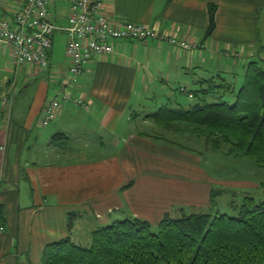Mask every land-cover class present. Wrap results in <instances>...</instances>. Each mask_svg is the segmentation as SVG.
I'll return each instance as SVG.
<instances>
[{
	"label": "crops",
	"instance_id": "obj_1",
	"mask_svg": "<svg viewBox=\"0 0 264 264\" xmlns=\"http://www.w3.org/2000/svg\"><path fill=\"white\" fill-rule=\"evenodd\" d=\"M97 1L112 21L145 26L194 48L179 50L159 40L115 42L114 53L94 57L71 88L89 109L63 104L56 121L43 128V109L68 72L53 61L56 40L67 44L61 29L69 3L50 0L57 30L47 70L25 66L14 72L11 48L0 44V94L13 86L16 93L9 117L0 108V264H41L44 248L68 236L72 213L77 220L71 241L80 245L83 239L85 246L93 230L120 218L156 226L175 209L210 208L214 182L200 157L143 137L147 133L139 128L151 123L144 119L152 114L147 103L179 105L174 85L193 94L190 80L199 89L201 81L220 76L230 59L247 65L255 54L249 50L260 43L264 0ZM22 5L0 0V17L11 20ZM212 5L215 29L205 40ZM58 133L65 140H55ZM80 136L84 143L77 147Z\"/></svg>",
	"mask_w": 264,
	"mask_h": 264
},
{
	"label": "trees",
	"instance_id": "obj_2",
	"mask_svg": "<svg viewBox=\"0 0 264 264\" xmlns=\"http://www.w3.org/2000/svg\"><path fill=\"white\" fill-rule=\"evenodd\" d=\"M215 13L216 7L209 6L205 40L215 29ZM192 95L196 102L187 109L162 106L145 121L176 135L194 136L213 153L264 170V68L248 63L237 90L216 76L201 81ZM142 136L169 144L163 135ZM53 137L65 140L59 133ZM263 192H243L237 203L234 190L213 185L208 213L187 215L179 209L176 216L164 214L156 226L120 218L93 230L85 246L71 241L77 220L72 213L68 236L44 248L41 264H264ZM226 195L232 199L230 213H221L218 200Z\"/></svg>",
	"mask_w": 264,
	"mask_h": 264
},
{
	"label": "built area",
	"instance_id": "obj_3",
	"mask_svg": "<svg viewBox=\"0 0 264 264\" xmlns=\"http://www.w3.org/2000/svg\"><path fill=\"white\" fill-rule=\"evenodd\" d=\"M70 5L68 24L61 29L67 36L66 54L70 61L68 74L61 83L56 98L49 101L42 112L41 127L48 128L57 119L63 104H73L85 110L89 104L72 95L84 67L98 56H109L115 51L117 41L159 40L179 50L194 46L184 40L168 38L156 30L125 21H112L102 12L97 0H67ZM50 0H23L21 8L12 19L0 17V44L11 48V64L14 72L25 66L45 71L49 66L52 36L57 28L53 25L49 10ZM0 94V108L10 116L15 91ZM180 91L189 99L193 95L185 88Z\"/></svg>",
	"mask_w": 264,
	"mask_h": 264
},
{
	"label": "rangeland",
	"instance_id": "obj_4",
	"mask_svg": "<svg viewBox=\"0 0 264 264\" xmlns=\"http://www.w3.org/2000/svg\"><path fill=\"white\" fill-rule=\"evenodd\" d=\"M260 32H259V44L256 45V47L253 50H249V52H254V57L249 58L250 62H256L260 67L264 68V10L260 13ZM55 48V60L52 62L55 64L57 61H61L60 63L63 64V69H69L70 61L68 59V56L66 54V44L65 39H59L56 40L54 44ZM248 53V51H247ZM249 55V54H248ZM246 59V57L244 58ZM229 63L224 59L225 63H228V67L222 70V73L219 75L226 80L229 84H231L232 88H235L236 90L239 88L241 83L243 82L244 74H245V67L243 63V59H230ZM237 60V61H234ZM224 63V64H225ZM247 63V64H248ZM66 66V67H65ZM54 67V66H53ZM229 67H231V71L229 70ZM68 74V72H67ZM202 76V75H201ZM206 78L208 76H205ZM188 77H186V80ZM63 81V80H62ZM188 82L187 84H190L188 87L191 89V91H197L198 87L196 85H193V83ZM176 90L173 89V92L176 95V99L178 100L177 104H179L176 107H183L188 108L191 105H193L196 102V99H189L187 95H182L179 92V86H175ZM148 98L156 99L157 98L151 96H148ZM210 101V100H209ZM163 105V104H161ZM171 105V104H168ZM174 105V104H173ZM148 108H146L147 112L153 113L156 112L161 106L157 105H151L147 103ZM172 106V105H171ZM140 131L146 132L148 135H163L165 139L168 140L169 144H165L163 141H160L159 144H164L167 146H171L172 148L177 149L178 151H183L186 153H193L190 152L194 151V155L200 157L201 165L206 171V173L212 178V181L214 182V186L216 189H221V187H225L234 190L239 196H237V203L240 200V195L243 192H249L253 193L254 195L262 194V189L264 190V170L255 169L249 163L247 160H239V162H236L234 159H226L223 156H221L219 153H213L208 148L206 149L205 145L203 144L201 139H198L194 136H188V135H176L174 133H170L167 131H163L162 129L158 128L153 123H150L148 127L139 128ZM90 148H95L96 144H94L92 139H88ZM152 140V139H151ZM76 146L81 147L84 143L83 137L80 136L78 140L76 141ZM175 145L174 146H172ZM107 153V149L104 150ZM261 184L263 186L262 189H257V186ZM221 186V187H220ZM264 193V192H263ZM232 201L231 197L226 195L218 200V211L221 213H230V207L229 204ZM183 209L185 214H195V213H208L210 212V209H201V208H188L183 207L180 208ZM179 212V209L174 210V214L176 212ZM176 216V215H175ZM85 234L84 232L82 235ZM85 243L83 239L80 241V245Z\"/></svg>",
	"mask_w": 264,
	"mask_h": 264
}]
</instances>
